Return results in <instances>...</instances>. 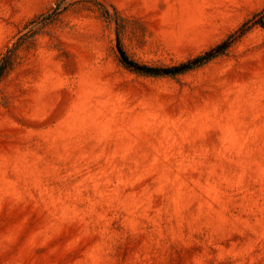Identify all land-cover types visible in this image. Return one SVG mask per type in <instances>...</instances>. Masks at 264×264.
I'll use <instances>...</instances> for the list:
<instances>
[{
	"label": "rangeland",
	"instance_id": "rangeland-1",
	"mask_svg": "<svg viewBox=\"0 0 264 264\" xmlns=\"http://www.w3.org/2000/svg\"><path fill=\"white\" fill-rule=\"evenodd\" d=\"M264 0H0V264H264ZM228 43L187 71L175 69Z\"/></svg>",
	"mask_w": 264,
	"mask_h": 264
},
{
	"label": "water",
	"instance_id": "water-1",
	"mask_svg": "<svg viewBox=\"0 0 264 264\" xmlns=\"http://www.w3.org/2000/svg\"><path fill=\"white\" fill-rule=\"evenodd\" d=\"M228 46V43L221 45L220 47H218L215 51H212L210 53H208L206 56L197 59L196 61L189 63L187 65L175 68V69H169V70H155V69H148V68H144L138 65H135L131 62H129L126 57L124 56V54L122 53V51H119L120 57L122 58V60L127 63L129 66H131L132 68H134L137 71H140L142 73H147V74H151V75H155V76H160V75H174V74H178L181 73L183 71H187L197 65L202 64L203 62L215 57L216 55H218L219 53H221L222 51H224Z\"/></svg>",
	"mask_w": 264,
	"mask_h": 264
},
{
	"label": "trees",
	"instance_id": "trees-1",
	"mask_svg": "<svg viewBox=\"0 0 264 264\" xmlns=\"http://www.w3.org/2000/svg\"><path fill=\"white\" fill-rule=\"evenodd\" d=\"M261 26L264 28V22L260 21ZM122 51V50H121ZM124 54V52L122 51ZM125 56V54H124ZM126 57V56H125ZM11 64V58L7 55L3 58L2 62L0 63V79L3 77V75L6 73V71L9 69Z\"/></svg>",
	"mask_w": 264,
	"mask_h": 264
}]
</instances>
